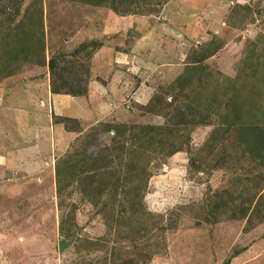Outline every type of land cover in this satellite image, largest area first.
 <instances>
[{"label": "rangeland", "instance_id": "374dc122", "mask_svg": "<svg viewBox=\"0 0 264 264\" xmlns=\"http://www.w3.org/2000/svg\"><path fill=\"white\" fill-rule=\"evenodd\" d=\"M117 56L123 95L53 116L74 138L46 127L40 171L0 132V264H264V0H0V104L43 76L83 96Z\"/></svg>", "mask_w": 264, "mask_h": 264}, {"label": "crops", "instance_id": "0c3cea01", "mask_svg": "<svg viewBox=\"0 0 264 264\" xmlns=\"http://www.w3.org/2000/svg\"><path fill=\"white\" fill-rule=\"evenodd\" d=\"M154 31L157 32V29H150L134 42V47L131 49L133 55H141V51L138 52L140 48L138 46L153 36ZM94 60L95 58H92L96 66L99 61ZM121 62V58L117 56L115 60H112L110 69L107 67L100 77L93 74L83 96L53 93L47 76L27 81L25 85H22L23 87L12 88L10 92H6L1 97L0 124L3 128L0 132H10V134L4 135L3 142H6L5 138H12L17 145H23L25 151L23 153L18 151V155L24 158L28 156L32 160L26 168L31 169L30 171H40L43 168L44 159L39 161V157L46 151L44 145L46 127H50L53 133L57 132L66 144L74 138V132L66 131L61 123H53V116L75 119L81 125L89 124L102 116L100 112L108 111L109 103L115 104L123 95V90H116L113 95L111 94L112 88L119 86L118 79L122 75V70L119 72L116 67H119ZM148 89V85L142 83L131 94L135 95L139 102H147ZM141 96L142 100H140ZM47 121L50 122L49 125H46ZM49 165L50 171L51 162Z\"/></svg>", "mask_w": 264, "mask_h": 264}, {"label": "trees", "instance_id": "16d2710c", "mask_svg": "<svg viewBox=\"0 0 264 264\" xmlns=\"http://www.w3.org/2000/svg\"><path fill=\"white\" fill-rule=\"evenodd\" d=\"M42 26V25H41ZM26 27H29V26H26ZM43 26L41 27V33L43 34ZM13 30L14 31H18V28H17V26H15V28H13ZM28 34V33H27ZM8 35H12V36H14L15 37V35L16 34H8ZM22 52L24 53V55L26 56V58H27V55H28V58L30 57V56H32V52H31V50L29 49V48H27V47H25L24 48V50H22ZM27 54V55H26ZM14 57H15V55H14ZM16 62V61H15ZM14 62V60H8V63L9 64H12V63H15ZM4 68L5 67H3L2 68V71L4 70ZM7 68V67H6ZM14 71H9V72H7V74L9 73V74H12ZM249 77V76H248ZM53 93H62V92H60V91H57V90H54L53 89V87H52V90H51ZM66 94H72V93H66ZM73 95V94H72ZM63 119V122L64 123H67L68 121H70L71 119H69V118H62ZM74 120V119H73ZM62 122V123H63ZM126 129V126H120L119 127V129H118V131H116L117 132V134L120 136L121 134H122V131H124ZM69 130V129H68ZM140 132H145V131H147V130H152V128H150V127H148V126H141L139 129H138ZM156 129H154L153 131H155ZM160 130V129H159ZM157 131H158V129H157ZM259 130H256L255 131V133H257ZM146 133V132H145ZM259 135H262L261 136V138H259L260 139V141H259V143L261 144V145H256V146H260V149H261V151H260V153H261V155L262 154H264V134H262V133H259ZM146 147L144 148V149H141L140 151H139V153L141 154V155H139L138 157L142 160V158H143V156H145V154L147 153L148 155L147 156H149L152 152H154V150H153V148L151 147V149H150V152L149 151H147L146 149L148 148V147H150V146H152V144H154L153 142H152V139H150V138H146ZM143 144V143H142ZM142 146H144V144L143 145H140L138 148H135V149H133L131 152L132 153H135L137 150H139ZM101 168H103V167H101ZM59 172H60V170H59V167L58 166H56V168H55V177L57 176V175H59ZM104 184H106V182L104 181L103 182V185ZM58 185H59V183H58ZM113 187H118V183H116V181H115V183H113V185H112ZM128 191L129 192H138V191H140V189L138 188V187H134V186H130V187H128ZM132 208H135V207H132ZM251 216V215H250ZM249 216V217H250ZM249 217L247 218V221H250V219H249ZM62 230H63V228L60 226V233H62ZM100 240H102L101 238L98 240H96V241H100ZM92 244H94V245H96V243L94 242V243H92Z\"/></svg>", "mask_w": 264, "mask_h": 264}]
</instances>
